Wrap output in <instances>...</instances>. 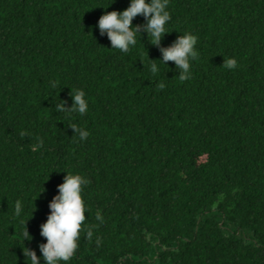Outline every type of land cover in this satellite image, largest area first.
Here are the masks:
<instances>
[{"label": "trees", "instance_id": "trees-1", "mask_svg": "<svg viewBox=\"0 0 264 264\" xmlns=\"http://www.w3.org/2000/svg\"><path fill=\"white\" fill-rule=\"evenodd\" d=\"M130 3L0 0V264H31L25 247L46 264L40 226L67 172L88 181L86 218L75 255L59 264H191L192 60L180 81L143 28L129 52L111 48L98 20ZM166 10L162 47L192 34V0H169ZM146 22L138 15L133 26ZM77 90L86 114L57 112Z\"/></svg>", "mask_w": 264, "mask_h": 264}, {"label": "clouds", "instance_id": "clouds-1", "mask_svg": "<svg viewBox=\"0 0 264 264\" xmlns=\"http://www.w3.org/2000/svg\"><path fill=\"white\" fill-rule=\"evenodd\" d=\"M168 3L169 0H131L130 5L123 11H106L101 15L98 20V27L101 35L107 34L111 42V48L119 49L124 53L129 52L130 46L136 45L137 33L140 34L143 28L148 37H151L150 43L159 47L162 52L163 59L161 61L164 64L169 61L174 62L176 68L180 70L179 80L183 82L191 78L190 59H198L199 54L195 49L198 37L185 32L183 35L178 36L170 46H161L164 34L169 32L165 29V25L171 19L170 13L166 10ZM138 15H143L147 22L144 25L133 26V20ZM222 65L226 69H235L237 60L235 58H224ZM149 70L153 74L159 71L155 63L151 64ZM51 86L54 89L57 85L53 82ZM164 87L163 82L157 84V88L160 90ZM70 95L73 100L71 107H67V102L62 100V103L56 104V111L69 114L73 112L80 115L86 114L88 103L84 91L77 90ZM70 127L74 129L81 140H85L89 136L88 131L75 124L70 125ZM20 134L21 136L27 135L23 131ZM39 146H43V140H40ZM87 183L88 181L81 175L67 172L63 183L58 185L59 193L53 197L49 204L50 214L46 222L40 226L41 235L47 241L39 245L46 264H59L60 261L67 262L75 255L83 222L86 218L82 190ZM21 211V201L17 200L15 202V216H20ZM96 219L102 221L99 212L96 214ZM24 235L25 239L30 236L27 226ZM91 237L92 231L89 230L87 239L91 240ZM96 243L97 245L100 244L99 238H97ZM23 251L25 257H30L31 264H39V258L34 250L25 247Z\"/></svg>", "mask_w": 264, "mask_h": 264}]
</instances>
